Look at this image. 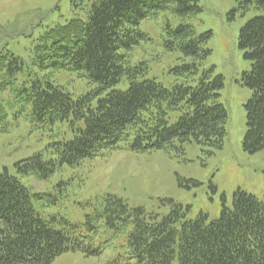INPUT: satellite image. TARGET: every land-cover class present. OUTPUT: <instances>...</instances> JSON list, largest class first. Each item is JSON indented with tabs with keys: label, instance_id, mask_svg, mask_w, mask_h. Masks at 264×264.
<instances>
[{
	"label": "trees",
	"instance_id": "trees-1",
	"mask_svg": "<svg viewBox=\"0 0 264 264\" xmlns=\"http://www.w3.org/2000/svg\"><path fill=\"white\" fill-rule=\"evenodd\" d=\"M235 2V11L242 15L264 12V0ZM200 11L196 0H96L84 21L72 19L49 29L33 49V66L47 75L30 81L17 97L27 104L32 124L45 128L67 121L73 138L53 143V158L38 153L16 162V173L46 182L63 167H76L117 149L183 155L186 144H196L207 156L220 150L227 122V112L219 103L223 78L213 69L199 72L211 53L206 48L210 34L196 36L188 24L175 28L167 24L163 29L164 51L190 59L170 73L192 78L194 85L165 88L140 79L147 70L145 63L129 64L131 51L145 40L139 30L142 21L165 12L186 19ZM238 47L250 63L243 74L250 98L244 105L242 150L253 155L264 149V15L240 29ZM22 70L19 58L0 52V91ZM61 71L85 78L92 90L73 100L50 82V76ZM3 110L0 105V120ZM172 113L179 116L171 124ZM38 195L6 168L0 171V264H51L67 252L99 255L101 250L91 242L101 224L114 235L128 229L127 257L110 264H172L175 260L178 264H264V200L240 189L233 193L232 207L222 205L219 217L212 221L201 213L186 220L183 208L171 200H167L170 212L159 218L105 195L94 200L81 225L57 217L42 219L31 205Z\"/></svg>",
	"mask_w": 264,
	"mask_h": 264
},
{
	"label": "rangeland",
	"instance_id": "rangeland-1",
	"mask_svg": "<svg viewBox=\"0 0 264 264\" xmlns=\"http://www.w3.org/2000/svg\"><path fill=\"white\" fill-rule=\"evenodd\" d=\"M95 1L0 0V52L19 58L23 67L11 85L0 91V105L4 109V119L0 120V171L6 168L32 194H39L32 198L31 205L42 219L63 218L73 225L83 224L94 200L105 195L115 196L129 207L142 208L159 218L170 212L167 200H171L183 208L186 220H193L201 213L208 221L219 217L222 205L232 207L233 193L238 189L264 200V149L253 155L242 150L246 133L244 105L250 98L243 74L250 70V63L238 47L240 29L264 12L251 10L242 15L235 11V0H196L201 11L190 18L179 19L165 12L142 21L139 30L145 40L139 42L129 57L131 66L147 65L140 79L154 80L165 88L194 85L192 78L186 80L170 73L190 59L178 52L164 51L163 29L167 24L172 28L188 24L196 36L210 34L206 48L211 53L202 62L199 72L213 69L214 75L223 78L219 103L227 112V122L220 150L207 156L196 144H186L183 155L135 154L128 149H117L103 151L79 166L63 167L46 182L16 173V162L38 153L46 159L53 158L51 145L73 138L67 121L45 128L32 124L27 104L17 94L28 87L30 81L47 75L33 66V49L40 38L49 29L63 26L72 19L84 21ZM49 79L73 100L92 90L85 78L73 72L61 71ZM119 88L124 89V86ZM178 116L172 113L169 123H174ZM127 231L114 235L101 224L91 242L94 248L101 250L99 255L67 252L51 264H110L114 260L122 263L128 255ZM172 264L178 263L175 260Z\"/></svg>",
	"mask_w": 264,
	"mask_h": 264
}]
</instances>
